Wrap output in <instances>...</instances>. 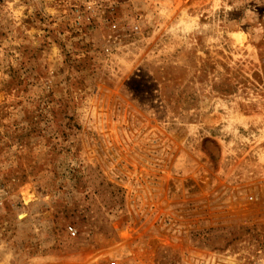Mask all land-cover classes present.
<instances>
[{"label":"rangeland","instance_id":"rangeland-1","mask_svg":"<svg viewBox=\"0 0 264 264\" xmlns=\"http://www.w3.org/2000/svg\"><path fill=\"white\" fill-rule=\"evenodd\" d=\"M0 261L264 264V0H0Z\"/></svg>","mask_w":264,"mask_h":264},{"label":"built area","instance_id":"built-area-1","mask_svg":"<svg viewBox=\"0 0 264 264\" xmlns=\"http://www.w3.org/2000/svg\"><path fill=\"white\" fill-rule=\"evenodd\" d=\"M67 231H68V234L71 236V237H75V231L72 229V228H68L67 229ZM108 264H115L114 262H110V263H108Z\"/></svg>","mask_w":264,"mask_h":264},{"label":"bare ground","instance_id":"bare-ground-1","mask_svg":"<svg viewBox=\"0 0 264 264\" xmlns=\"http://www.w3.org/2000/svg\"><path fill=\"white\" fill-rule=\"evenodd\" d=\"M23 200L25 203H27L28 201L32 200V197H31V195L23 194Z\"/></svg>","mask_w":264,"mask_h":264},{"label":"clouds","instance_id":"clouds-1","mask_svg":"<svg viewBox=\"0 0 264 264\" xmlns=\"http://www.w3.org/2000/svg\"><path fill=\"white\" fill-rule=\"evenodd\" d=\"M5 259H9V256H5ZM0 264H4V262L3 261H0Z\"/></svg>","mask_w":264,"mask_h":264}]
</instances>
